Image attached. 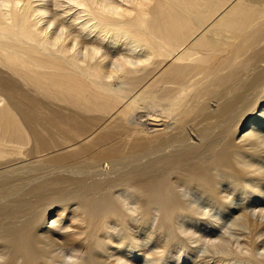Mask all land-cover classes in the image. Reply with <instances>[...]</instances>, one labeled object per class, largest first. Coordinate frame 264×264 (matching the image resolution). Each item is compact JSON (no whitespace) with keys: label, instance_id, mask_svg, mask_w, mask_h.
I'll use <instances>...</instances> for the list:
<instances>
[{"label":"bare ground","instance_id":"bare-ground-1","mask_svg":"<svg viewBox=\"0 0 264 264\" xmlns=\"http://www.w3.org/2000/svg\"><path fill=\"white\" fill-rule=\"evenodd\" d=\"M76 3L0 0L5 264H264V0Z\"/></svg>","mask_w":264,"mask_h":264},{"label":"clouds","instance_id":"clouds-1","mask_svg":"<svg viewBox=\"0 0 264 264\" xmlns=\"http://www.w3.org/2000/svg\"><path fill=\"white\" fill-rule=\"evenodd\" d=\"M123 206L129 215H136L138 211L137 205H131L130 202L126 198H122ZM51 222L50 226L52 227ZM70 226L65 228V231L69 230ZM81 256L82 254L79 251H73L69 253L66 249L57 248L55 251L51 253V258L49 264H52L53 261H59V264H81ZM7 257L3 254H0V264H5Z\"/></svg>","mask_w":264,"mask_h":264},{"label":"rangeland","instance_id":"rangeland-1","mask_svg":"<svg viewBox=\"0 0 264 264\" xmlns=\"http://www.w3.org/2000/svg\"><path fill=\"white\" fill-rule=\"evenodd\" d=\"M119 86V83H118V81L117 80H114L113 82H112V87H114V88H117ZM231 196V195H230ZM234 200V202L238 205V206H240V207H250L251 206V204H252V201L249 199V198H243V199H239V198H234L233 199ZM251 202V203H250ZM250 205V206H249ZM216 213V212H215ZM216 216H218V220H217V222H214L213 221V224L215 225H210V227H209V229H207L209 232H211V233H218L217 235H221L222 234V231L224 232L225 231V229L227 230L228 228V226L229 225H227L226 226V224L227 223H229L228 221H229V219H226V217H225V215L223 214V213H216L215 214ZM221 222V223H220ZM227 222V223H226ZM219 223V224H218ZM223 223V224H222ZM225 224V225H224ZM214 226V227H213ZM225 228V229H224ZM229 230V229H228ZM141 253V252H140ZM182 256H184L185 254L182 252V254H181ZM140 259H141V256H138ZM163 264V263H162Z\"/></svg>","mask_w":264,"mask_h":264},{"label":"snow or ice","instance_id":"snow-or-ice-1","mask_svg":"<svg viewBox=\"0 0 264 264\" xmlns=\"http://www.w3.org/2000/svg\"><path fill=\"white\" fill-rule=\"evenodd\" d=\"M68 3L74 4V5H76V7H82V5L76 3V0H68Z\"/></svg>","mask_w":264,"mask_h":264}]
</instances>
